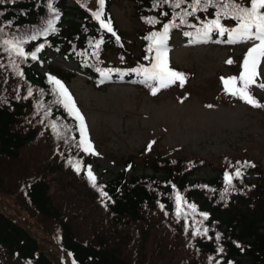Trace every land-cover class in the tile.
Masks as SVG:
<instances>
[{"label": "trees", "instance_id": "16d2710c", "mask_svg": "<svg viewBox=\"0 0 264 264\" xmlns=\"http://www.w3.org/2000/svg\"><path fill=\"white\" fill-rule=\"evenodd\" d=\"M125 1L133 4V16L142 27L135 36L113 19L111 7L119 0H105L101 17L115 35L103 30L93 15L98 0H0V264H264V177L255 160L230 154L217 163L185 158L176 156L179 148L168 150L156 142L150 150L128 157L112 180L96 179V187L89 181L87 168L94 157L79 146V121L57 102L62 97L49 81L52 76L65 87L77 75L53 66L41 74L40 57L52 53L74 61L98 90L118 84L152 98L189 93L196 78L193 71L172 65L184 74L183 87L177 81L153 94L143 76L131 70L151 66L154 52L147 51L146 37L152 32H162L175 21L168 40L180 33L188 42L199 43L184 35L195 32L189 25L201 27L215 18L214 8L184 17L191 0L179 8L176 0H159V7L158 0ZM181 17L186 24L180 23ZM149 18L158 23H147ZM221 23L236 26L228 18ZM14 37L24 41L27 58L4 50L2 41ZM214 41L238 47L216 33L201 43ZM33 52L36 60L31 59ZM246 52L228 58L234 61L227 63L229 77L239 76ZM108 69L119 72L102 76ZM222 77L216 78L219 92L214 99L244 102L225 91ZM256 108L264 117V106ZM137 168L152 175H129V169ZM238 169L240 176L235 175ZM206 170L213 172L210 178L198 177ZM252 172L259 175L256 182L247 178ZM225 173L232 176L231 185ZM177 195L183 198L179 216Z\"/></svg>", "mask_w": 264, "mask_h": 264}, {"label": "rangeland", "instance_id": "374dc122", "mask_svg": "<svg viewBox=\"0 0 264 264\" xmlns=\"http://www.w3.org/2000/svg\"><path fill=\"white\" fill-rule=\"evenodd\" d=\"M111 12L116 25L129 36H135L142 29L133 16L132 3L119 0L112 5ZM168 43L172 65L193 71L196 76L189 93L183 90L152 98L129 85L118 84L98 90L89 83V76L80 73L74 61L51 53L42 55L41 74H46L48 67L53 66L77 75L68 87L87 120L88 139L96 153L88 168L96 179L108 182L124 170L123 162L128 157L157 142L168 150L179 148L176 156L185 158L196 156L217 163L220 157L230 154L255 160L261 165L264 177L263 112L244 103L214 99L219 92L216 78L229 77L228 58L240 56L253 42L229 48L216 41L190 43L176 33ZM261 76H264V63ZM250 90L264 101V89L253 86ZM128 173L152 175L144 168L129 169ZM212 175L211 170H206L198 177ZM247 178L256 182L258 174L249 173ZM9 203L13 204L11 200Z\"/></svg>", "mask_w": 264, "mask_h": 264}, {"label": "snow or ice", "instance_id": "6c2138e0", "mask_svg": "<svg viewBox=\"0 0 264 264\" xmlns=\"http://www.w3.org/2000/svg\"><path fill=\"white\" fill-rule=\"evenodd\" d=\"M164 2L167 3L169 0H164ZM186 2L187 0H176L175 7L179 8L181 4ZM104 4L105 0H98V10L94 12L93 15L97 20H99L102 28L115 35L110 22H105V20L101 19L103 16ZM155 6L159 7V0ZM209 8L215 9V18L204 22L201 27L189 25L190 27L195 28V32H185L184 35L192 38V41L195 42L207 41L212 37L213 33L218 34L220 37H224L226 35L227 43L253 42L252 46L249 47L242 59L241 72L239 76H232L229 78L222 77L221 79L224 84L225 91L228 94L238 97L253 107L264 106L252 95L250 91L253 86L264 89V83L259 82V80L264 79V76H261V64L264 63V0H247V3H244V0H191V11H186L184 13V17L192 16L197 11H207ZM222 18L234 20L236 22V26L232 28L225 27L221 23ZM146 22L150 24L158 23V21L154 18H149ZM180 23L186 24L187 20L181 17ZM49 27H51V22H49ZM174 27H177L175 21L171 24H165L162 32H152L148 37H146V39L150 41L147 51L149 53L154 52V56L150 58L151 66L131 70L137 75L143 76L145 83H147V85L151 88L153 94H156V92L162 88L170 87L177 81H179L181 87H183L185 83L184 74L173 70L169 66L167 59V52L169 51L167 47V40L169 38L170 29ZM0 34H4L3 29H0ZM32 39H35V37H32ZM22 43H24V41L17 37L4 39L2 41L4 50L9 52L10 55L15 53L18 56L27 58V54L21 47ZM99 46L100 43L98 42L95 47L99 48ZM31 59H37L35 52L31 53ZM226 63L232 64L234 61L229 59ZM12 67L17 71L18 75L23 76V72L19 71L18 65L13 63ZM112 71L119 72V70L108 69L107 71H101V75L108 77ZM120 74L124 75L125 73ZM49 81L56 86V90L62 97V99L57 102L63 104V107L69 112V114L73 115L80 123L79 146L85 153L92 152V154H96L87 137L84 117L81 115L79 109L76 108L71 95L58 79L49 76ZM238 83L240 85L239 87H237ZM29 95H31V91H29ZM56 127L57 126L55 124L52 125L54 130ZM148 147L150 150L151 145ZM243 166L247 167L248 165L245 164ZM75 170L78 173L80 172L81 165L79 162L75 165ZM235 175H241L239 169ZM87 177L93 187H96V177L90 167L87 169ZM225 181L227 184L231 185L232 176L225 173ZM101 192L102 195H107V193H103L102 190ZM182 199L183 198L181 196L177 195L176 202L178 216L180 214ZM190 207L193 211H195V205H190ZM203 215L204 218L207 219V214ZM196 234H199V231H197ZM204 234H207V229H204ZM217 239H219V235H217ZM219 251H223V249L221 248Z\"/></svg>", "mask_w": 264, "mask_h": 264}]
</instances>
